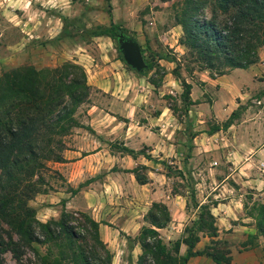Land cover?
<instances>
[{
	"label": "rangeland",
	"instance_id": "obj_1",
	"mask_svg": "<svg viewBox=\"0 0 264 264\" xmlns=\"http://www.w3.org/2000/svg\"><path fill=\"white\" fill-rule=\"evenodd\" d=\"M114 3L116 10L125 9L123 12L127 24L112 20L118 24L117 27L112 30L111 35L101 33L106 41L99 44L94 36L98 35L96 27L108 25L105 23L111 17L107 13L106 0H0V74L15 66L53 68L64 63L78 65V68L72 67L74 77L79 78V68L85 73L88 85L86 92L82 101L74 106L71 126L60 137L56 152L62 156L65 148L74 146L85 151L90 146L89 141L96 136L107 143L110 149L119 147L125 151L123 145L116 143L114 138L112 141L108 139L115 134V130L110 131L109 128V122L114 117H117L118 124L124 120H130L131 123L144 121L145 117H152L162 108L168 107L167 113L182 119L190 104L181 99V86L177 90L175 85L169 83L174 77L172 72L175 71L185 81L191 79L196 83L194 94L199 95L202 90V100L209 102L214 97L223 104L232 106L234 113L229 127H223L222 123L230 111L219 122L214 121L211 116H207L206 120L208 131L219 126L224 129L211 139V145L216 146L214 148L222 146L225 152L218 164L224 168L233 165L231 160L241 163L247 159V167L252 171L264 169V163L258 160L260 158L249 156L251 148L254 150L264 142V69L252 78L238 76L240 84L225 80L222 91L219 90L218 83H210L205 88V82L199 79L201 73L210 77L221 73L203 67V64L194 59V55L189 54L190 50L180 43L182 31L179 24V28H169L177 24L183 0H168L165 3L162 0H114ZM149 26L151 29H148ZM120 38L132 39L139 46L142 56L149 60L151 67L145 65L141 69H135L126 63L118 46ZM79 52L87 55L79 60ZM256 54L257 59L253 62H257L260 57L262 59L259 62H264V41L257 45ZM158 56L164 60H158ZM176 81L178 83L177 79ZM59 146L62 148L59 149ZM145 149L146 147H141L138 150L145 153ZM212 151L207 147L208 154L200 155L201 158L197 157L189 165L205 172L212 160ZM174 159L169 156L155 159L162 171L169 175L163 183L166 193L174 190H186L190 193L194 188V181L199 179L203 182L202 180L209 178L203 174H195L180 179L175 174L178 162ZM54 161L50 158L43 159L41 168L26 176V179L33 182L31 186L34 188L30 190L26 203L34 208V217L39 221L57 218L62 208L80 211L72 205L65 206L64 201L70 199L78 189L100 188L102 181H107L104 177L112 176L109 171L114 167L110 166L107 158L99 166V173L96 175L81 173L66 176L55 167ZM142 165L137 162L132 164L131 169L135 168L137 173L145 175L147 169ZM90 181L92 184L88 185ZM205 183L207 185H202L201 188L210 189L209 184H214L213 181ZM249 195L251 197L245 199L246 210H251L257 198L246 192V196ZM37 230L36 228L35 233L41 238ZM8 234L12 241L18 242L17 235L0 221V237L4 242L0 253L2 264L26 263L36 258L35 250L39 254L46 250V243L28 240V244H24L19 241L15 248L22 249V252L16 256L5 244ZM147 241L151 242L152 239Z\"/></svg>",
	"mask_w": 264,
	"mask_h": 264
},
{
	"label": "trees",
	"instance_id": "obj_2",
	"mask_svg": "<svg viewBox=\"0 0 264 264\" xmlns=\"http://www.w3.org/2000/svg\"><path fill=\"white\" fill-rule=\"evenodd\" d=\"M106 1L110 16L109 0ZM182 5L176 20L182 31L180 43L203 67L223 73L233 67H245L257 59L256 47L264 41V0H183ZM117 25L110 17L108 25L96 27V34L111 35ZM143 59L150 68L149 60ZM72 67L78 68V65L64 63L53 68L24 65L10 67L0 74V221L18 238V242L12 241L8 234L5 244L16 256L22 252L15 248L19 241L28 244V240H33L47 245L44 253L35 250L36 258L22 264H109L111 254L98 236V221L88 213L62 208L57 218L39 221L34 217V208L26 203L30 190H34L33 182L26 176L37 172L43 159L62 158L55 148L71 126L74 106L82 101L86 92L84 71L79 68L77 78L73 76ZM172 73L181 86V99L193 103L189 97L190 83L175 71ZM233 113L231 110L223 127L231 123ZM131 171L137 182L146 180V175L137 173L135 168ZM244 208L264 235V191L251 210H246V200ZM145 216L156 227L163 226L169 219L162 202H152ZM191 226H186V230ZM195 226L215 233L212 214L204 204L199 205ZM36 228L41 238L35 233ZM149 238L151 242L147 241ZM137 239L142 249L137 264H184L186 257L194 252L191 246L196 238L190 232L182 238L187 245L184 256L176 254L179 239L167 247L151 226L142 225ZM2 243L0 237V253ZM217 243L212 241L206 252L216 264H227L228 250Z\"/></svg>",
	"mask_w": 264,
	"mask_h": 264
},
{
	"label": "crops",
	"instance_id": "obj_3",
	"mask_svg": "<svg viewBox=\"0 0 264 264\" xmlns=\"http://www.w3.org/2000/svg\"><path fill=\"white\" fill-rule=\"evenodd\" d=\"M167 1L162 0V3ZM109 2L112 20L126 25L123 12L125 9L116 10L114 0ZM107 23L108 20L105 24ZM176 27L179 28V25H171L169 28ZM94 36L99 44L106 41L104 35ZM85 55L87 54L79 52L77 57L80 60ZM260 59L262 58L245 67L230 68L214 77L201 73L199 79L205 82V88L210 83H218L219 90L222 91L225 80L240 84L238 76L252 78L260 74L264 69V62H259ZM158 60L164 58L158 57ZM186 80L190 83L189 97L194 102L186 109L182 119L167 113L168 107L162 108L152 117H145L144 121L132 123L130 120H124L118 124L117 117L111 115L115 119L109 122V128L110 131L115 130V134L110 135L108 139L112 141L114 138L116 143L131 150L122 151L119 147L110 149L99 136L89 141L90 146L85 151H81L78 146L63 150L62 158L55 160L54 164L66 176L81 173L96 175L99 173V166L107 158L110 166L114 165L113 170L109 171L112 176L104 177L107 181H102L100 188L78 189L70 199L64 201V205H72L75 209L86 211L98 221V236L111 254L109 264H137L138 255L142 251L137 235L142 225L153 227L158 238L167 247L179 239L176 251L178 256H184L186 253L187 245L182 238L188 232L192 233L196 238L191 246L194 252L186 257L184 264H216L206 252L212 241H217V244L227 248L230 256L227 264H264V235L258 231L253 216L247 214L244 208L246 192L259 198L264 191V169L252 171L247 167V159L241 163L231 160L233 165L224 168L218 164L225 152L222 146L214 148L216 146L211 145V139L215 138L216 134H221L224 129L219 126L213 131H208L206 120L207 116H211L214 121L219 122L228 115L232 106L223 104L214 97L209 102L202 100V90L199 95L194 94L196 83L191 79ZM169 83L175 85L177 90L180 88L174 77ZM141 147H146L145 153L138 150ZM207 147L213 149L209 166L205 168V172L194 169L189 164L197 157L201 158L200 155L208 154ZM251 149L249 156L260 158L258 160L264 163V142L254 150ZM168 156L178 162L175 174L180 179L195 174H203L209 178L202 180L203 182L199 179L194 181V188L190 193L186 190L166 193L163 183L169 175L162 171L155 159ZM137 162L146 166L144 182H137L130 170L132 164ZM211 181L214 184H209L210 189L201 188L202 185H207L205 182ZM91 184L92 181L88 182V185ZM152 202H162L167 208L169 219L163 226L156 227L146 219V211ZM200 204L206 205L212 214L214 234L206 228L195 226ZM191 224V229L187 231L186 226Z\"/></svg>",
	"mask_w": 264,
	"mask_h": 264
},
{
	"label": "water",
	"instance_id": "obj_4",
	"mask_svg": "<svg viewBox=\"0 0 264 264\" xmlns=\"http://www.w3.org/2000/svg\"><path fill=\"white\" fill-rule=\"evenodd\" d=\"M118 46L122 52L124 60L131 67L141 69L146 65L139 46L132 39L120 38Z\"/></svg>",
	"mask_w": 264,
	"mask_h": 264
}]
</instances>
